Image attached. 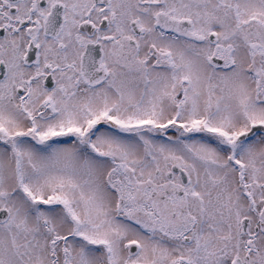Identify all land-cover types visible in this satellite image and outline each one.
I'll list each match as a JSON object with an SVG mask.
<instances>
[{
    "label": "snow or ice",
    "instance_id": "obj_1",
    "mask_svg": "<svg viewBox=\"0 0 264 264\" xmlns=\"http://www.w3.org/2000/svg\"><path fill=\"white\" fill-rule=\"evenodd\" d=\"M0 264H264V0H0Z\"/></svg>",
    "mask_w": 264,
    "mask_h": 264
}]
</instances>
